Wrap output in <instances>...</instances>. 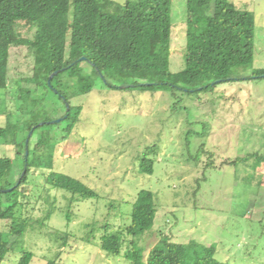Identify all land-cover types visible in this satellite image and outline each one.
I'll return each mask as SVG.
<instances>
[{
	"label": "rangeland",
	"instance_id": "1",
	"mask_svg": "<svg viewBox=\"0 0 264 264\" xmlns=\"http://www.w3.org/2000/svg\"><path fill=\"white\" fill-rule=\"evenodd\" d=\"M230 1L255 16L253 64L236 70L232 81L208 91L173 93L142 91L132 84L110 88L98 82L91 93L71 99L83 112L70 134L61 117L65 106L44 89L38 91V97L45 98L41 114L47 111L53 119L39 123L52 124L53 170L79 179L98 197L71 202L70 194L45 184L46 171L33 170L26 188L29 203L19 214L37 221L56 210L43 227L33 222L23 237L25 248L33 253L30 264H131L123 255H107L100 237L103 226L116 229L131 223L141 190L154 193L157 209L153 229L138 240L146 257L167 236L182 244L215 245L219 262L264 264V163L257 164V156H264V75L254 76L264 71V0ZM186 4L187 0H172L173 73L185 68ZM18 30L22 37L34 38L33 27L21 22ZM33 68L27 48H12L11 86L31 77ZM11 91L0 90V127L16 109ZM10 121L14 125L15 117ZM46 129L34 142L46 135ZM22 140L18 134L17 142ZM248 155L252 157L247 161L235 163ZM143 156L154 160L152 174L139 171ZM0 157L12 159L10 177L17 182L24 169L17 147L0 142ZM92 234V242L84 240ZM18 250L0 264H16Z\"/></svg>",
	"mask_w": 264,
	"mask_h": 264
},
{
	"label": "trees",
	"instance_id": "2",
	"mask_svg": "<svg viewBox=\"0 0 264 264\" xmlns=\"http://www.w3.org/2000/svg\"><path fill=\"white\" fill-rule=\"evenodd\" d=\"M172 0H0V90L11 91L16 109L7 114L0 127V142L14 145L22 155L24 176L11 181L13 161L0 157V263L18 248L16 264H30L33 253L23 237L33 222L43 227L56 209L34 221L19 209L28 203L27 186L33 170H44L45 184L71 195V202L98 197L79 179L53 170L55 144L50 136L48 112H40L44 89L65 106L62 122L66 133L76 128L83 112L71 99L91 93L98 82L110 88L132 84L142 91H208L215 81L234 80L235 71L249 68L255 53L254 13L237 8L230 0H187L185 68L170 70ZM35 29L33 39L22 37L19 24ZM25 47L34 59L31 77L16 80L11 86L9 62L12 48ZM59 71L50 82V76ZM264 71H256L261 77ZM16 85V87H15ZM67 105L69 109H67ZM44 116L43 120L40 117ZM15 117L14 125L10 118ZM29 118V119H28ZM47 128V129H46ZM46 135L34 142L42 130ZM31 134V136H29ZM18 134L23 140L18 143ZM28 140V156L26 143ZM256 156V155H253ZM252 155L237 158L247 161ZM258 157V165L264 156ZM139 171L154 172V160L143 156ZM14 187L12 191L4 190ZM47 198L50 199L49 193ZM156 201L150 190H141L131 211V223L111 229L103 226L100 248L112 256H122L131 264H229L215 258L216 246L195 241L177 243L162 236L147 257L138 240L151 232L156 219ZM71 220L70 211L67 212ZM92 227V225H88ZM93 230V229H92ZM92 232V231H91ZM69 238L66 235L64 241ZM94 235L85 238L92 242ZM127 246L122 254L123 246ZM47 264H63L49 261Z\"/></svg>",
	"mask_w": 264,
	"mask_h": 264
},
{
	"label": "water",
	"instance_id": "3",
	"mask_svg": "<svg viewBox=\"0 0 264 264\" xmlns=\"http://www.w3.org/2000/svg\"><path fill=\"white\" fill-rule=\"evenodd\" d=\"M58 73H59V71L54 72V73L50 76L49 82H50V80H51L54 76H56ZM219 82H221V81H215V82L213 83V85L216 84V83H219ZM121 88H124V86H122ZM67 109H69V106H68V105H67ZM43 124H44V123H42V124H40V125H43ZM31 134H32V133H30L29 136H31ZM28 153H29V151H28V140H27V143H26V157L28 156ZM25 172H26V170L23 171L22 176H24ZM13 189H14V187H12V188H10V189H7V190H4V192H9V191H12Z\"/></svg>",
	"mask_w": 264,
	"mask_h": 264
}]
</instances>
